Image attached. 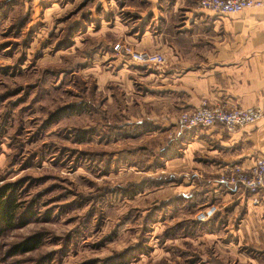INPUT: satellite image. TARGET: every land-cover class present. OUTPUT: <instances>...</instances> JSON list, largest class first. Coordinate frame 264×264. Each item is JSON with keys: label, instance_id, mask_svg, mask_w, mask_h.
<instances>
[{"label": "rangeland", "instance_id": "374dc122", "mask_svg": "<svg viewBox=\"0 0 264 264\" xmlns=\"http://www.w3.org/2000/svg\"><path fill=\"white\" fill-rule=\"evenodd\" d=\"M128 5L124 0H0V183L25 182L24 212H36L1 239L0 264H112L117 253L133 255L139 247L145 253L122 264H192L190 257L196 264H259L243 257L248 248L236 231L241 220L231 215L234 204L224 216L196 221L198 211L219 207L218 199H205L206 186L201 192L185 188L198 179L206 184V177L186 176L187 183L146 186L134 197L105 202L107 188L160 174L175 177L174 182L183 178L145 168L165 130L150 131L147 119L138 125L131 120L136 106H144L145 91L129 78L136 91L132 98L120 78L122 56L114 51L118 43L129 44L128 31L116 30V21L129 26L140 18ZM122 59L127 64L128 58ZM80 102L89 110L51 119ZM46 119L52 121L44 126ZM118 122L133 124L138 134L99 140ZM86 131L88 139L76 135ZM114 153L121 158L117 167L115 159L109 171L96 167L92 157L103 156L106 165ZM180 222L195 226L194 234L181 233ZM35 233L43 236L39 248L8 256L12 244ZM167 234L171 239L161 241Z\"/></svg>", "mask_w": 264, "mask_h": 264}, {"label": "crops", "instance_id": "0c3cea01", "mask_svg": "<svg viewBox=\"0 0 264 264\" xmlns=\"http://www.w3.org/2000/svg\"><path fill=\"white\" fill-rule=\"evenodd\" d=\"M124 1L130 2L126 7L130 14L140 18L129 26L118 20L115 29L128 31L125 42L136 49L167 58V64L157 69L134 66L128 60L126 64L120 58V78L127 82L132 98L136 91L129 78L136 79L135 84L145 91L144 106H136L132 123L147 119L150 131L165 130L153 159L163 161V166L153 172L183 177L177 182L174 177L167 185L187 183L186 176L206 177V184L198 179L185 188L194 186L201 192L206 186L205 199L220 201V216L225 215L228 204H234L231 215L238 214L241 220L236 231L248 248L243 257L250 263H264V202L253 205L242 188L219 181L226 164L251 165L264 153V117L236 133L221 127L186 130L177 125L181 111H193L204 101L264 112V8L218 16L199 10V0ZM128 65L135 70L130 72ZM185 198L189 200L187 195ZM226 222L231 223L230 217Z\"/></svg>", "mask_w": 264, "mask_h": 264}, {"label": "built area", "instance_id": "2783aa9c", "mask_svg": "<svg viewBox=\"0 0 264 264\" xmlns=\"http://www.w3.org/2000/svg\"><path fill=\"white\" fill-rule=\"evenodd\" d=\"M199 10L208 11L218 16L240 15L252 9L264 8V0H199ZM114 51L136 66L160 68L167 64L165 55L159 52L141 51L129 44L118 43ZM264 117L259 108H234L211 105L204 101L193 111H183L177 118L178 127L186 130H203L221 127L225 132L236 133L248 125H255ZM223 184L238 186L246 191L253 205L264 202V153L258 155L251 165L242 163L226 164L219 174ZM219 211V207L211 204L198 211L196 221H209Z\"/></svg>", "mask_w": 264, "mask_h": 264}, {"label": "trees", "instance_id": "16d2710c", "mask_svg": "<svg viewBox=\"0 0 264 264\" xmlns=\"http://www.w3.org/2000/svg\"><path fill=\"white\" fill-rule=\"evenodd\" d=\"M86 109L89 110V107L85 103L80 102L79 105L78 103L74 104L67 109L60 110L59 112H57V114L53 113L51 119L59 120L57 119L58 117H63L70 113L74 114L78 112H83ZM51 119L50 120L46 119L44 126L51 124V121H52ZM107 131L108 132L98 135L99 140L100 139L109 140L111 138L131 135L132 133H135L133 136L138 134L137 129H133V124L126 123V122H118V124H113V125L109 124ZM91 134H93V132H91ZM76 135L78 136V138L82 137V139H84L86 137L88 139L87 136L90 135V131H86L82 134H76ZM92 158L94 162L96 163V167L101 168V170H104V171L110 170V167H109L110 163L114 159L116 160L114 161V166H116L118 163L120 164L121 162L120 156L115 157V153L114 155H111L108 158L106 165H105L106 161L104 160L103 156L98 155L97 157H92ZM162 164H163V161L159 159H155L145 168L146 170H149V169L155 170L157 169L158 166H161ZM170 180H171L170 176H165L164 174H160L159 176L153 175L151 177H146L140 182L132 181L131 183H128L126 186L119 185L117 187L107 188V190H104L105 202L107 201L108 204H113V201L115 200H121L123 198L134 197L138 193V191L146 188V186H155V185L159 186L162 183L169 182ZM24 185H25V182L21 180L4 181L0 183V241L10 230L24 226L27 223L26 221L32 216H34V214L36 213L32 210H29L28 208H27L28 211L24 212L25 201L23 200V197H22V190L24 188L23 187ZM219 213L220 212H218L216 215H218ZM179 224L180 225L178 229L180 230L182 226L184 230V231H181V233L185 232L184 235L187 234V236L189 235L192 236L194 234V231L196 230L195 226L191 228L190 226H186L183 222H180ZM168 235L169 234H167V236L165 235L164 237L160 236V240L165 241L167 238L171 239V236H168ZM42 244H43L42 234L41 233L32 234L26 237L24 240L12 244L8 248V256L12 257L18 254L28 253L30 251H33L39 248ZM144 251L145 249H142V247H139L137 251L138 253H134L133 255H127L126 251L119 252L117 253L116 257H113L110 259H111L112 264H122V262H126L130 258L132 259L134 255L139 256L141 255V252L145 253ZM194 254H197V253H194ZM197 256L198 255H196V257ZM190 258L188 259V261L190 260L189 262H191L192 264L197 263L195 261L196 259H194L193 257L191 259ZM39 264H48V260L47 262L46 260H42Z\"/></svg>", "mask_w": 264, "mask_h": 264}]
</instances>
